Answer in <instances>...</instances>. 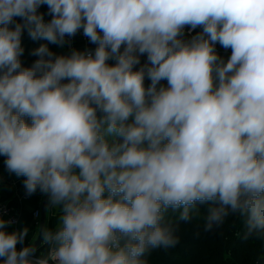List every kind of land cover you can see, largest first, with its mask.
Masks as SVG:
<instances>
[{"label": "clouds", "instance_id": "1", "mask_svg": "<svg viewBox=\"0 0 264 264\" xmlns=\"http://www.w3.org/2000/svg\"><path fill=\"white\" fill-rule=\"evenodd\" d=\"M0 156L57 216L0 264H150L201 205L264 238V0H0Z\"/></svg>", "mask_w": 264, "mask_h": 264}, {"label": "trees", "instance_id": "2", "mask_svg": "<svg viewBox=\"0 0 264 264\" xmlns=\"http://www.w3.org/2000/svg\"><path fill=\"white\" fill-rule=\"evenodd\" d=\"M39 11L44 13L45 20L51 17L47 14V6H42ZM44 41L31 40L27 32L22 37V46L25 49L22 61L25 66H30L36 57L31 56L32 49ZM56 54H68L70 49L56 45H49ZM144 58L142 57V62ZM112 63V61H110ZM147 83V81H146ZM4 157L0 156V204L8 203L13 191L4 185V180L9 175ZM24 180V177H20ZM208 205H201V215L191 223L180 222L178 235L180 242L174 248L156 249L149 256L150 264H264V238H242L244 226L239 217H230L220 228L212 232L203 230V214H207Z\"/></svg>", "mask_w": 264, "mask_h": 264}, {"label": "crops", "instance_id": "3", "mask_svg": "<svg viewBox=\"0 0 264 264\" xmlns=\"http://www.w3.org/2000/svg\"><path fill=\"white\" fill-rule=\"evenodd\" d=\"M201 29L198 28L197 32ZM66 48L71 49L75 48L78 50H84L85 45L80 42V40L75 36L71 39L70 45H65ZM218 53L227 58L230 55V50L226 51L219 45L216 46ZM4 185H7L12 191V197L8 201L9 206L14 209L19 214V223L16 227L10 226L9 231L21 229L23 227H28L29 233L28 237L25 240V244H28L32 240V236L35 233L36 229L40 227V221L42 217V208L44 207V225L46 224L50 228H54L57 224V216L55 214H49L47 212V196L43 198L38 194V191L28 196L25 193L23 186V181L20 177L15 176L14 174H9L4 180ZM39 211V218H35V212ZM21 245H18V248ZM45 248H41L36 252V255L39 256Z\"/></svg>", "mask_w": 264, "mask_h": 264}, {"label": "built area", "instance_id": "4", "mask_svg": "<svg viewBox=\"0 0 264 264\" xmlns=\"http://www.w3.org/2000/svg\"><path fill=\"white\" fill-rule=\"evenodd\" d=\"M198 28L195 29L194 31H192L190 33V35H195L197 32ZM186 34H188V29L185 30ZM76 37L80 40V42L82 44L85 45V48L87 49H94L95 45H92L89 43L88 39L83 36L82 32L78 33L76 35ZM218 52V50H217ZM38 194L43 198L45 195H43L42 193H40L38 191ZM0 215H3V217L5 219H10L13 221L12 225L13 227H16L19 223V214L18 212H16L14 209H12L8 203H2L0 204ZM35 218L38 219L39 218V211L35 212ZM36 255V254H35ZM37 256V255H36ZM38 257V256H37Z\"/></svg>", "mask_w": 264, "mask_h": 264}, {"label": "water", "instance_id": "5", "mask_svg": "<svg viewBox=\"0 0 264 264\" xmlns=\"http://www.w3.org/2000/svg\"><path fill=\"white\" fill-rule=\"evenodd\" d=\"M44 218H45V217H44V207H43V208H42V217H41V221H40V226H44V220H45ZM36 246H37L38 250H40L41 248H43V247L41 246V244H40L39 239H37Z\"/></svg>", "mask_w": 264, "mask_h": 264}]
</instances>
